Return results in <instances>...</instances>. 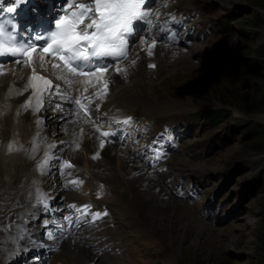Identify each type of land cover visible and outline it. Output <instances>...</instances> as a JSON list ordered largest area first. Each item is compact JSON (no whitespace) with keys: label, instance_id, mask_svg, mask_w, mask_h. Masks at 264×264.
Instances as JSON below:
<instances>
[{"label":"rangeland","instance_id":"rangeland-1","mask_svg":"<svg viewBox=\"0 0 264 264\" xmlns=\"http://www.w3.org/2000/svg\"><path fill=\"white\" fill-rule=\"evenodd\" d=\"M183 2L202 3L199 13L209 20L203 25L210 33L183 47L178 45L182 47L178 56L187 59L186 74L177 66L169 69L168 75H156L153 80L158 86L147 89V95H158L159 101L166 96L192 104L186 111L163 120L168 133L169 123L178 124L173 129L174 136H182L172 143L177 149L169 146L173 153L167 154L164 162L175 156L188 164V170L175 165V169H167L169 173L160 183L168 195L192 207L200 223L196 226L189 216L179 219L175 211L171 215L166 210L161 212L162 218L178 226L172 233H179L181 238L171 242H178L179 251L174 253L165 243L166 238L158 237V226H153L155 241L150 251L156 252L148 256L149 250L144 248L140 256L146 263L145 257L150 258L152 264H168L161 256L164 251L172 257L169 264H264V0ZM225 18L219 31L217 26ZM215 27L217 33L213 32ZM176 60L177 56L175 60L170 58L169 63L174 66ZM150 68L154 71V67ZM144 97L141 95L142 100ZM207 108H215V123L199 121L197 116L191 120L194 113ZM50 111L58 110L45 112ZM152 128L163 130L160 122ZM158 135L163 139L160 145L171 143L165 141L164 134ZM57 138L62 140L63 136L59 134ZM120 190L121 203L127 204L129 210L125 187ZM7 214L5 210L3 215L0 213L3 244L10 240L14 225L12 216V220L7 219L9 226L1 224ZM113 220L119 229V219ZM127 232L123 238L131 237Z\"/></svg>","mask_w":264,"mask_h":264},{"label":"bare ground","instance_id":"bare-ground-1","mask_svg":"<svg viewBox=\"0 0 264 264\" xmlns=\"http://www.w3.org/2000/svg\"><path fill=\"white\" fill-rule=\"evenodd\" d=\"M176 3L184 4L186 2L181 1ZM142 41H144V39L140 40V42L138 41L134 45L133 51L130 52L129 56L119 64V67L124 69V71L117 72L115 70L116 66H112L102 75L105 77V80L108 81L104 90L100 88V83L91 84L85 80L75 81L76 85L72 86V88L77 87L80 93L91 101L92 106H97L102 109H111L114 107L119 110L117 112L118 114L132 113L136 115L137 118L144 119L143 122H145V125H148L151 121L158 118L167 117V114L171 111L182 110L188 106L191 107L192 104H190L189 101L183 103L176 98H167L166 96V98L162 97L163 99L161 98L159 101L158 95H147L148 91H150H147V89L158 86L153 80L156 75H166L170 72L168 71L169 69L173 67L176 68L177 66H180L179 68L183 75L186 74L185 68L187 66L184 67V65L187 59L178 56L182 53V47L184 46L183 44H185L184 41H178L173 45L156 42L155 46L151 48V56L148 55L150 41ZM178 47L179 50H177ZM190 50H192V47L189 48V51ZM176 56L178 60L174 62L173 66L169 61L170 58L175 60ZM132 61H135V63H132ZM149 64L155 65L154 71L148 66ZM10 66L12 69L11 71L6 75H0V159L7 158L20 164V154L10 152L4 145L8 146L6 143L8 142L9 133H14L16 129L17 133L20 131L18 129L20 124L16 123L15 117L12 115L13 109L25 98L26 94L21 93V89L24 87V84L30 80L28 76L31 72L33 73V71L31 67L24 65ZM36 71H39V69L36 68ZM155 71L156 74H154ZM163 78L167 77L164 76ZM163 81L167 82L166 80ZM18 89L20 91L19 96H14ZM141 95L145 96L144 100L141 99ZM44 105H50L49 107L51 109L58 111H43L40 113V110H38L32 115L22 118L24 120V125H32L33 122L44 127L54 141H63L64 144H67L68 148L66 151L73 156L75 161L79 163H88V165L92 167L99 166L106 171L111 170L110 167L107 168V166L111 165L113 167L112 169L115 170L118 175L125 178L123 183L127 192L126 197L129 210L126 209L127 204L125 206L123 204L122 207L120 206V202L123 201V198L121 193L117 192L116 189L109 190L105 195L109 194L106 201L117 207V214H119L120 218L123 220L124 226L129 230L131 237L128 236V238H123L121 234L115 232V229L108 227L106 223L100 219L101 223L96 225L98 230L96 233H101L103 237L102 243L106 244L107 247L110 246L111 250L108 251L110 254H106L104 258H107L113 264H145L146 262L143 261L144 258L140 256V252H145V249L153 246L155 241V237L153 238L151 236L154 229L153 226H158V237H161V239L165 237L167 240L165 243L168 242L166 244L173 248L174 253L178 252V242L174 245L171 240L181 237L178 236L179 233L177 235L172 233L174 231L173 227H175L173 221L162 218L160 213L166 210L171 215L172 213L170 212L175 211L179 219L183 218V216H189L190 221H193V223L195 222V225L198 226L200 219L194 214L192 207L179 203L175 198L168 195L163 189L160 180L149 168L145 167V165L140 162L135 153L129 155L124 149L120 148L118 150L116 144L104 143V147L102 148L104 155H106L104 161H97L95 163L89 161L82 150L85 148L86 144L90 142L89 139H91V136L85 132L83 137H79V126L71 121L70 115L66 109H57L54 107V102L51 98H45ZM38 120L42 121V123H37ZM59 134L63 136L62 140L57 138ZM96 142L100 146L101 141L96 140ZM75 144L82 145L81 149L73 151L72 148ZM165 163L168 166V170L175 169V165H178L181 168L180 170H188V164L175 156L169 157ZM21 170L24 172V167L22 165ZM175 171L177 172L178 170L176 169ZM159 175L160 177H165L164 173ZM8 176V171L1 166L0 186H2V188L4 183L8 181ZM107 180L111 181L117 188L120 186V183H115L114 179L111 177H108ZM2 188L0 189V196L6 193ZM16 189H18V187H16ZM4 200H6V198H4ZM35 202L32 201L25 205L22 210L24 222L17 224V233L15 231L12 240L7 245L0 246L2 250V262L0 264H19L22 262L18 259L20 257L29 259L30 257L37 258L42 256H44V259H47L49 264H97V257L88 249L65 238L56 240L55 245L49 247L55 248L46 251V254L40 251L38 245L44 247V249L48 247L46 245H49L43 237V230L39 226V223L44 220L31 218L27 222L30 214L29 210L34 207L37 209V214L42 211L43 217L49 216L51 212L49 210H44L38 201L35 200ZM172 218L176 219L173 215ZM51 222L50 219H47L44 225L49 226ZM163 224L165 225L160 227ZM99 227L106 229L101 228L99 230ZM95 240L97 239H94V241ZM137 240H139L138 245H136ZM131 241H134V244H132ZM140 248L143 250L140 251ZM130 254L135 258L137 257L139 263H135L137 261L131 260ZM171 258H165L164 262L169 264L171 262L169 259ZM26 262L30 264V262Z\"/></svg>","mask_w":264,"mask_h":264},{"label":"snow or ice","instance_id":"snow-or-ice-1","mask_svg":"<svg viewBox=\"0 0 264 264\" xmlns=\"http://www.w3.org/2000/svg\"><path fill=\"white\" fill-rule=\"evenodd\" d=\"M26 2L27 0H14V6H7V12L15 13L21 4ZM150 7L151 0H60L59 11L49 27L36 34L34 38L29 36L27 40L15 33V26L8 28L0 23V70L7 63L31 67L33 75L29 86L36 87L32 85V81H42L44 85L33 92L38 101L44 94H51L52 89L59 90V86L53 85L50 80L36 73L37 61L41 70L45 72L50 67L61 73H70L73 77L94 76L107 72L113 66V62L117 72L124 71L119 64L127 58L129 44L139 40L144 32L140 25L151 23L147 19ZM148 39L152 41L148 49V55L151 56V48L157 42L155 34L146 36L144 41ZM38 41L42 43H37ZM7 57L14 59L10 60ZM148 66L155 67L153 64ZM57 78L69 84L73 82L63 75ZM104 83L106 86L108 81L105 80ZM76 103L80 104V100L77 99ZM24 107L27 108L28 104L25 103ZM37 123L42 121L38 120ZM100 135L107 137L109 133L102 132ZM9 147L11 150V146ZM100 147H104L103 140ZM96 158L97 156H93V159ZM47 159L45 153V163L40 165L41 170L46 167ZM64 167L72 165L65 161ZM69 207L76 208L75 205ZM88 209L90 205H84L86 215ZM76 210L81 211L79 208ZM99 216V213L92 214L93 220ZM67 219L70 220L71 217ZM49 238H52L51 232Z\"/></svg>","mask_w":264,"mask_h":264},{"label":"trees","instance_id":"trees-1","mask_svg":"<svg viewBox=\"0 0 264 264\" xmlns=\"http://www.w3.org/2000/svg\"><path fill=\"white\" fill-rule=\"evenodd\" d=\"M201 114H203L206 117V119L211 122V124L215 123L216 120L218 119L217 112H216L215 108L203 111V112H201ZM263 238H264V235H263Z\"/></svg>","mask_w":264,"mask_h":264}]
</instances>
